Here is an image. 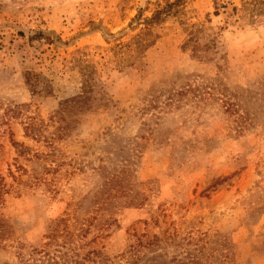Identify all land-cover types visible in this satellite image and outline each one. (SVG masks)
<instances>
[{
  "label": "rangeland",
  "instance_id": "obj_1",
  "mask_svg": "<svg viewBox=\"0 0 264 264\" xmlns=\"http://www.w3.org/2000/svg\"><path fill=\"white\" fill-rule=\"evenodd\" d=\"M167 1L0 0V264H264V0Z\"/></svg>",
  "mask_w": 264,
  "mask_h": 264
},
{
  "label": "trees",
  "instance_id": "obj_2",
  "mask_svg": "<svg viewBox=\"0 0 264 264\" xmlns=\"http://www.w3.org/2000/svg\"><path fill=\"white\" fill-rule=\"evenodd\" d=\"M184 0H175V1H167L163 5H159L158 8H156L152 15L150 16H144L143 13L138 12L137 15L134 17L133 21L131 22L130 26L133 29H136L140 27L139 32L133 37L134 38V44L137 47V50L139 52H143L145 49L150 47L152 44H154L159 37L157 33L154 31V27L157 25H160L163 23L167 16L173 13L179 12L180 5L183 3ZM50 40V39H49ZM91 65H86L83 68L84 76L89 75V72ZM96 82L92 80V78L85 77L80 92L72 97L71 99H68L70 102H73L74 104H78V108L84 109L90 105H88L89 100H92V92H94L96 89ZM67 100V102H68ZM62 227H68V224L66 220L62 218H58L54 221L52 225V232L48 234V238L55 239L57 232L62 229ZM88 229H83L84 233H87ZM163 239L158 235L154 234L153 237L148 240L147 244L149 246L159 245ZM146 244V243H145ZM205 248V247H204ZM38 250V249H37ZM204 249L203 247L199 248V252H202ZM43 251L44 254H40L39 260H41L43 263L47 262V264H66L65 261L62 262L61 260L57 259L59 258L58 255L52 256L49 252L45 250H39L37 252ZM93 253H96L95 251H92ZM164 254H160L159 257H163ZM189 255V260L187 261H181L182 264H202L201 259L202 258H195V256ZM61 258V257H60ZM105 259L107 261V264L109 262V259Z\"/></svg>",
  "mask_w": 264,
  "mask_h": 264
}]
</instances>
